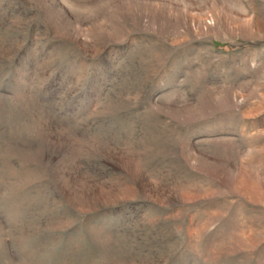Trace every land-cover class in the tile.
I'll return each mask as SVG.
<instances>
[{
  "label": "rangeland",
  "instance_id": "obj_1",
  "mask_svg": "<svg viewBox=\"0 0 264 264\" xmlns=\"http://www.w3.org/2000/svg\"><path fill=\"white\" fill-rule=\"evenodd\" d=\"M0 264H264V0H0Z\"/></svg>",
  "mask_w": 264,
  "mask_h": 264
}]
</instances>
